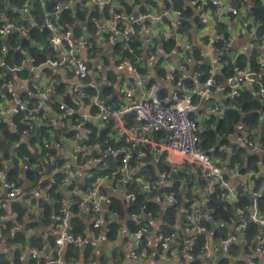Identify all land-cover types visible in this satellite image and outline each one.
Segmentation results:
<instances>
[{
  "label": "built area",
  "instance_id": "obj_1",
  "mask_svg": "<svg viewBox=\"0 0 264 264\" xmlns=\"http://www.w3.org/2000/svg\"><path fill=\"white\" fill-rule=\"evenodd\" d=\"M138 1L144 2L146 10L131 16L124 13V8L128 6L118 0H89L87 8L90 12L85 22L87 27H84L86 31L79 38L75 37L71 28L63 32L60 26L61 14L69 10L75 12L76 0L55 3L51 10L44 9L41 28L49 32L46 41L53 56H48L45 63L37 65L36 59L26 51V57L12 67H8L0 58V68L7 69V72L0 74V89L6 92L11 102L8 103L7 99L0 101V120L19 116L40 117L46 120L50 129L57 127L43 137L40 151L54 152L44 162L51 163L56 172L63 174V183L69 184L72 189H78V170L95 167L102 171L109 170L112 167L111 159H119V168L111 176L105 174L99 177L87 193V203L94 216L87 237L95 243L101 244L110 233L103 219L104 208L112 203V196L103 191L106 180L113 179L118 185L126 187L124 199L128 203L136 201V191L153 195L158 184L169 189L176 187L178 190L179 187L180 191L188 187L191 194L188 200L177 190L165 191L160 195L162 210L175 207L177 214L174 234L161 236L159 247L165 251L173 250L178 264H191L197 258L202 264H217L216 257L223 249L230 252L233 246L239 245L248 255L249 264H257L256 259L264 263V213L259 207V200L264 197V186H257L254 179L256 173L243 172L241 163L230 166L226 153L232 150L234 141L206 148L202 145L203 132L209 130L211 122L216 123L224 117L244 90L248 89L256 98L264 100V52L258 53V69L238 67L239 57L236 54L233 73L228 76L225 70L229 66L228 58L232 51L226 42V27L223 34L219 33L221 25L232 20L240 22V16L245 26L257 27L249 13L257 0H199L201 5L196 9V16L206 26L197 29L194 24L190 34L179 31L183 25L180 11L168 8V5L161 7L155 0ZM183 1L187 4L192 2ZM36 2L53 3V0H0V37L11 42V35L19 34L21 37L25 30L38 27L31 15ZM234 4H238V7H234ZM95 8L100 11V17L91 16ZM213 8L220 10L213 11ZM106 9L110 11L108 17L104 15ZM89 23L94 28L92 33L88 30ZM150 26L168 29L169 35L150 38ZM119 37L123 41L121 44L117 42ZM97 38H103L108 48H113L115 52L113 70L116 74L113 75L111 84H108L110 80H98L93 64L83 57V51L91 50L93 58L104 61L105 65L109 64L108 58L95 45ZM135 39L139 40L143 52L142 57L134 64L129 58L135 53L130 46ZM260 42L264 48V34ZM171 44L174 47L167 50L165 45ZM14 45L17 49H22L20 39ZM121 46L120 50H116ZM206 47L211 49L208 51ZM8 50L5 43L2 53L6 54ZM123 50H127L129 56H125ZM254 51L255 45L240 57L247 56L246 59L249 60ZM197 52L200 60L195 59ZM172 60L175 61L174 64ZM201 65L207 66V77L196 70ZM45 68L74 72L75 83L69 90L70 93L61 94L56 83L48 86L41 84L39 79H27L25 88L29 94L22 97L15 78L25 72L31 76L36 69ZM218 68L221 76L215 74ZM116 75L118 78H115ZM255 85L257 89H254ZM104 87H116V96L111 93L108 100L106 96L102 100L100 91ZM74 117H77L75 122ZM100 118L115 122L117 131L113 135L108 134L103 142L94 144L92 128L97 126ZM263 121L264 114H261L260 122ZM15 127L19 129L17 123ZM64 128L71 135L59 132ZM34 131L33 125H26L20 130V140L29 138ZM249 135L245 132L242 141L253 152L262 155L258 167L264 174V145L257 140L251 141ZM112 142L118 143V148H111ZM68 150L75 154L76 160L64 162L60 167L59 156L65 155ZM149 155L162 168L161 177L156 183L141 176L139 168H134L131 163L135 158H146ZM28 159L26 157L22 162L25 163ZM11 167L12 161L5 160L0 168V187L6 192V200L0 199V227L5 228L9 234H14L21 230L22 225L11 217L6 202L23 198V188L9 178ZM41 167L44 166L39 161L33 165V170H40ZM133 184V190H129ZM201 190L202 196H197ZM216 190L221 191L223 200L235 209V221L229 226L228 236L218 240L214 239V230L204 224H214L216 230L222 226L213 220L207 208L208 199ZM242 197H247L249 202L243 203ZM48 199L51 201L50 197ZM68 199L63 197L58 201L59 209L56 212L55 248L59 257L69 245L84 241L82 235L72 231L74 218ZM28 203L30 205L32 201L28 200ZM187 203L190 204L187 206ZM110 217L115 222H120L117 213L110 214ZM160 219L163 220V216ZM137 220L138 226H141L159 218L149 213L139 215ZM179 221L181 222L178 224ZM248 223L257 225L260 229L252 243H247L245 236ZM120 224L121 230L124 224ZM177 229L182 231V241L187 239L183 249L187 251L182 257L176 254L179 250L180 253L183 251ZM149 234L146 226L133 232L137 240L130 252L133 260L146 257L148 249L153 245ZM202 236H206L208 241L196 257L192 249ZM46 247L44 245L41 251ZM33 257L36 255L33 254ZM59 257L53 258L49 264H62ZM233 258L232 264H243L240 259L235 256ZM92 264L97 263L93 261Z\"/></svg>",
  "mask_w": 264,
  "mask_h": 264
},
{
  "label": "trees",
  "instance_id": "obj_2",
  "mask_svg": "<svg viewBox=\"0 0 264 264\" xmlns=\"http://www.w3.org/2000/svg\"><path fill=\"white\" fill-rule=\"evenodd\" d=\"M122 4L127 5L126 0H118ZM66 0H53V3L49 2H36L32 9L31 15L38 25L36 28H30L24 31L21 35L13 34L11 35L12 41H6L5 39L0 37V58H2L8 67H12L17 63H20L26 57L25 52L28 51V54L36 59V64L41 65L47 61L48 56H51L49 49L44 48L39 50L36 44L40 45L43 42V39H47L49 32L41 28L43 23V13L44 9L51 10L52 5L55 3H65ZM89 0H76V4L74 6V11H63L60 18V26L62 31L65 32L68 28H71L74 31V35L76 38L83 36L85 34V28L83 27V23L88 20L89 10L87 8V3ZM168 8H173L182 13L183 25L180 28V33L190 34L193 29V25L196 24L197 29L204 28L206 23L203 22L200 17L196 16V9L199 8L201 2L199 0H192L190 4L185 3L183 0H173L172 4H167ZM93 10L92 15L100 17V11ZM216 8H213L215 11ZM109 9L104 11L105 16H109ZM249 13L251 17H253L254 22L256 23L258 33L255 35V51L247 60L246 57H239L237 60L238 67L249 66L252 69H258L259 65L257 62L258 53L262 54L264 52V48L261 47V37L264 34V0H257L255 6L249 9ZM225 25H221L219 27V33L223 34L225 32ZM88 30L92 33L94 32L93 26L89 23ZM228 34L225 35L226 42H228ZM20 39L22 44V49H17L14 45L15 41ZM6 41V42H5ZM7 44L9 47V51L7 54L2 53V47L4 44ZM34 46V47H33ZM41 46V45H40ZM131 48L134 49L135 53L133 56H130V60L135 64L139 57H142L141 45L138 39H135V42L130 44ZM164 47V46H163ZM174 47L172 44L170 46L165 45L167 50H170ZM121 47H117L116 50H120ZM125 56H129L127 50H123ZM53 56V55H52ZM199 52L195 54V59L200 60ZM197 71H200L207 75H209V71L206 65H201L196 68ZM7 72L6 68H0V74ZM233 73V61L230 60L229 66H226L225 74L231 75ZM1 83V81H0ZM192 84V83H190ZM60 90L64 91V86L58 87ZM257 89V85L255 88ZM92 91H89L91 93ZM264 114V100L258 99L253 95V92L246 89L241 95L234 100L233 105L227 110L226 114L223 118L218 119L216 123L211 122L208 131L203 132V147L214 146L217 143L227 145L230 140L235 141L236 144L232 147V150L226 153V157L230 159V166L241 163L243 166V172L245 173H256L254 179L256 181L257 186H263L264 184V174L260 171L258 167V162L262 159V155L256 154L249 148L248 145L244 144L242 141V132H246L250 134L249 137L251 141L259 142L264 145V121L260 122V116ZM74 122L77 120V117L73 118ZM72 120V121H73ZM14 121L19 122V118L15 117ZM23 127V126H22ZM20 129H23V128ZM92 137L93 143L99 144L103 142L104 139L108 137V132L110 129H106L104 131H99L97 128H92ZM59 132L68 133L67 129L60 130ZM32 135V134H31ZM35 135V134H33ZM32 135V136H33ZM43 137L32 138L30 140L25 139L24 141L20 140L19 131L13 132L11 130L10 125L5 120H0V168L3 165V161L11 160L12 167L9 174V178L16 183L26 186L27 184L40 185L44 188L50 186V193L54 197V203L46 200H42L41 205L43 207V217L42 222L44 225H49L52 220L54 213L58 211L59 204L56 201H59L62 197L59 189L63 184L64 176L61 173H58L53 177L52 181L46 180L41 174L40 170H33V165L37 162H41L43 166L46 164L44 162L45 158H50L54 152H45L36 149V143L40 146ZM35 145V146H34ZM112 148H118V143L110 144ZM29 158L27 162L23 163L25 158ZM225 155H223V159H226ZM64 160L60 161L58 164L60 167L64 164ZM112 167L109 170L102 171L99 168L94 169L93 177L87 179L85 183L82 184L81 190L87 191L92 187V184L101 176L105 174L112 175V172L119 168V159H111ZM132 166L138 167L139 160L136 158L131 161ZM24 165V166H22ZM151 167V166H149ZM149 167H144L143 169H147ZM141 176H145L147 179L155 181L157 179L156 173H142ZM176 178H179V175H176ZM129 190H133L135 184L131 185ZM72 188V187H71ZM171 190H177L176 187L173 189H168V192ZM162 191H157L156 193H161ZM137 199L134 203H128L125 199L112 197V203L105 210L106 214L104 216L105 226H108L110 229V233L106 236L108 241L115 242L118 239V230L119 225L111 219L110 214L117 213L119 221H123L127 223V226L132 230V232L139 229L141 226L150 227L149 222L143 223L141 226H137L136 222L133 221L134 218L138 217L142 214L152 213L154 217L160 218L163 216V223L160 225L162 232L160 236H168L174 234V226L176 225V214L177 209L175 207H168L166 211L162 210V205L155 200L152 199L150 195L147 193H143L140 191H136ZM79 197H76V199ZM243 203H248L249 200L247 197H242ZM190 203H187V206ZM15 209H17L20 214L26 213L25 208H23L19 204H14ZM73 213L75 215L73 219V233L77 235H82L84 241L77 245H69L66 249L64 260L66 264H79L80 260H84V264H87V261L91 256L95 255V252L98 250L97 246L93 243V241L87 237V231L90 225L84 219L85 216L80 213V210L75 206ZM259 207L261 211L264 213V197L259 200ZM207 208L213 217V220L222 226L219 229L214 230V239H224L229 234V226L232 225L235 221V209L225 202L222 198V192L216 190L214 194H212L208 199ZM210 230L211 225L209 222L204 223ZM37 226V224H31V228ZM260 229L259 226L248 223V229L245 232V236L247 239V243H252L258 236ZM24 233H18L14 239V242H23L24 241ZM40 240H32V245L38 246L36 242ZM207 237L202 236L198 238L196 244L192 249V253L198 257L201 248L207 243ZM42 243V242H41ZM50 245L53 247L54 240L50 238ZM41 246V244H40ZM238 247L233 246L230 249V253L232 254L234 250ZM41 249V247H40ZM100 252V251H99ZM150 252V248L148 249ZM0 264H9L6 256H2ZM59 255L57 251L53 258H58ZM48 261V260H47ZM16 263H20L15 261ZM104 262V260H103ZM15 263V264H16ZM27 264H46V259L43 258L41 261L30 259ZM191 264H202L198 258L192 262ZM220 264H228V261L224 260Z\"/></svg>",
  "mask_w": 264,
  "mask_h": 264
},
{
  "label": "crops",
  "instance_id": "obj_3",
  "mask_svg": "<svg viewBox=\"0 0 264 264\" xmlns=\"http://www.w3.org/2000/svg\"><path fill=\"white\" fill-rule=\"evenodd\" d=\"M102 1V0H97ZM162 5H167V4H172L173 0H155ZM235 1V0H234ZM126 3L128 7L126 9L124 8V13L133 16L137 12H142L145 11L146 9L143 6V1H138V0H126ZM127 10V11H126ZM220 10V8H216V11ZM226 30L228 32V45L231 48V51H235L237 54V57H240L241 55H246L247 52L250 50L251 47L255 45L254 42V36L257 35L258 29L255 26L253 28H250L249 26H245V23H242L241 21L239 22L238 20H232L231 22L227 23L226 25ZM212 29L211 27H209ZM148 32L150 35V38H161L164 35H169V30L165 29H158L155 26H150L148 28ZM89 33V32H86ZM44 40L46 41L47 39H43V42H41V46H39V50H42L43 47L46 49H49L50 53L51 49L48 46H45ZM118 43H122V38L119 37L117 40ZM95 45L97 49H101L103 54L108 58L109 64L105 65L104 61H98L96 58L92 57V52L91 50H86L87 52L83 51V57L90 61V63L93 64V70L94 73L96 74L98 80L102 81H108V84L112 83V78L113 75L116 74L114 73L113 70V65L115 62V52L113 48H108L107 43L103 38H97L95 40ZM43 46V47H42ZM208 51L211 49L210 47H206ZM9 51V50H8ZM8 53V52H7ZM6 53V54H7ZM112 57V58H111ZM235 58V57H234ZM231 58H228L229 64L230 60L236 61ZM211 59V58H210ZM238 60V59H237ZM207 61V60H206ZM210 61V60H209ZM208 61V63H209ZM172 63L174 64L175 61L172 60ZM206 63V62H205ZM27 71V70H26ZM35 72H38L36 75ZM35 72L29 76L28 72H25L21 75H18L15 78V81L17 82L18 86V91L22 97H26L29 93L26 91L25 88V83L27 79L30 81V79H39L41 84L43 85H54L56 83L57 89L61 94H67L70 93L69 90L73 87L75 83V77H74V72L73 73H66L61 69H36ZM215 74L217 76H221L222 74L220 73V68L215 70ZM155 76V74H153ZM224 76V72H223ZM115 78H118L116 75ZM154 78V77H151ZM64 86V91L60 90L58 87ZM115 89V91H114ZM113 88H106L104 87L100 93L104 95V97H107V100L109 99V95L112 93V96H116V87ZM8 100V103L10 102L9 96L7 97V94L5 91L0 89V101H5ZM15 117L12 118H7L8 124L11 127V130L13 132L19 131L20 133V128L26 127V125H33L35 127V131L32 132L31 134L35 135H29V138H24L21 141H24L25 139H32V138H38V137H45L47 132H52L54 129L57 127H50L48 126L47 122L45 119H42L40 117H34V118H26L23 116H19V122L14 121ZM16 123L19 125V129L15 127ZM69 122L67 121V125ZM112 125L116 124L112 120L100 118L97 120V128L99 131H104L106 129H110L108 134L113 135L112 130ZM22 127V128H23ZM52 130V131H50ZM241 135L243 137L244 132ZM67 135H71L69 132ZM235 142V141H234ZM111 144V143H110ZM112 144H117L115 142H112ZM236 144V142H235ZM36 149L40 150V146L36 143ZM34 145V146H35ZM112 148V146L110 145ZM1 158V156H0ZM70 161V162H75L76 157L75 154H71L70 151L68 150L65 155L59 156V163L60 161ZM137 161L139 160V164H137L139 171L142 173H156L157 179L153 182L156 183L161 177L162 174V168L158 165L157 161L155 158L152 156H147L146 158H140L136 159ZM151 166V167H149ZM144 167H149L147 169H143ZM97 168V167H95ZM95 168H83L82 170L77 171V176L79 180V184L77 185V188L72 189L69 184L63 183L62 186L60 187L59 191L62 195L60 198L63 199V197L69 198L68 200L70 201L69 207L72 210V213L74 209L76 208L75 206L77 205V208L80 210V213L83 214L84 219L86 222L90 225L93 222L94 216L92 212L90 211V206L87 203V191L81 190V187L83 183L87 179H90V175L94 174V169ZM40 174L49 181L53 180V177L57 174L55 167L51 164H45L44 167L41 169ZM150 180V179H149ZM152 181V180H151ZM103 191L112 196V197H117V198H123L126 194V187L118 185L115 180L110 179L106 180L105 183L103 184ZM264 186V185H263ZM69 187V188H68ZM174 187V186H172ZM171 187V188H172ZM23 188V198H20L19 200H14V201H7L6 205L9 207V212L11 213V217L14 220H18L21 222V230L17 233L14 234H9L8 231L0 227V261L3 259L2 256H6V259L8 260L9 264H15V261H18L20 263L16 264H27L28 260L30 259H35L38 261H41L43 258L46 259V264H49V262L53 259L55 253H56V248H55V234H56V212L54 213L53 220L49 225H44L42 222V217H43V207L41 205L42 200H46L49 202L54 203V197L50 193V186L47 188H44L43 186L40 185H35L33 186L32 184H27L26 186H22ZM169 188H164L161 184L157 185V188L154 192L153 195H150L153 200L156 202H159L160 195L162 196L165 191L167 192ZM190 188L185 187L180 191V188L178 187V192L183 198L186 200L189 199L190 197ZM157 191H162L161 193H156ZM203 194V190L197 194V196ZM50 197L51 201L48 199ZM76 197H79V199ZM0 199H5L6 200V192L1 189L0 187ZM28 200L32 201V204L29 205ZM59 200V201H60ZM58 201H56L57 203ZM14 204H19L23 208H25L26 213L20 214V212L15 209ZM59 204V203H58ZM106 208H104L103 212V219L106 214ZM164 214V211H163ZM75 217L73 213V218ZM138 217L134 218L133 221L136 222V225L138 226ZM127 222V221H126ZM122 221L124 224L123 228L120 230V233L118 235V239H116L115 242L108 241L107 238H105L104 242L101 244H97L93 241V243L98 247L97 251L95 252V255L91 256L87 261H85L87 264H92L93 261H95L97 264H178L177 260L174 259V251H165L162 250L161 247H159V241H160V234L162 232V229L160 228V225L163 223V220L159 218V220L151 222L150 227L148 228L150 231L149 237L151 238L153 245L150 247V252L147 251V255L144 259L141 260H133L130 256V252L134 249L136 246V239L135 236L133 235L132 230L127 226V223ZM181 221L178 222V224ZM31 224H37V226L30 227ZM175 229V228H174ZM89 230V228H88ZM179 235H180V244L182 250L185 248V243L187 242V239L183 242L182 238V231L180 229H177ZM18 233H24V241L23 242H14V239ZM50 238H53L54 240V245L53 247L50 245ZM185 238V237H184ZM37 240L39 239L41 242V246L39 242L37 241L36 243L39 244L38 246L32 245V240ZM90 240V239H89ZM44 245H47L46 249L42 252V248ZM41 247V249H40ZM238 248L234 250L233 254H230V252H227L228 255L227 257H223L224 252L227 251L223 249L216 257V263L220 264L222 261L226 260L228 261V264L233 263L234 256L237 259H240L243 264H249L250 259L248 258V255L244 253L241 249L240 246H237ZM67 247L63 251V253L60 254L59 259L62 260V264L65 263V252H66ZM100 251V252H99ZM187 251V250H186ZM186 251L183 250L180 253V250L176 253L177 256H183L184 253L186 254ZM29 252V255L27 256V253ZM250 253L251 251H247ZM33 254L36 255V257H33ZM48 260V261H47ZM104 260V262H103ZM230 260V261H229ZM257 264H264L263 262L257 260ZM79 264H84V260H80Z\"/></svg>",
  "mask_w": 264,
  "mask_h": 264
},
{
  "label": "water",
  "instance_id": "obj_4",
  "mask_svg": "<svg viewBox=\"0 0 264 264\" xmlns=\"http://www.w3.org/2000/svg\"><path fill=\"white\" fill-rule=\"evenodd\" d=\"M234 7L237 8V7H238V4H234ZM239 19L243 22V18H242V16H240ZM83 27L86 28V27H87V24H86V23L83 24ZM87 35H89V34H87ZM44 44H45V46H48V43H47V41H45V40H44ZM235 56H236V52H235V51H232V52L230 53V55H229V58L233 59ZM88 65H89V67H91V66H90V63H89ZM100 97H101L102 100L105 99V97H104L103 94H101ZM211 226H212V229H213V230H216L217 227H216L214 224H211ZM28 255H29V252L27 253V256H28ZM227 255H228V253H227V251H225L223 257H227Z\"/></svg>",
  "mask_w": 264,
  "mask_h": 264
},
{
  "label": "rangeland",
  "instance_id": "obj_5",
  "mask_svg": "<svg viewBox=\"0 0 264 264\" xmlns=\"http://www.w3.org/2000/svg\"><path fill=\"white\" fill-rule=\"evenodd\" d=\"M113 133L116 131V128H115V125H112V130H111ZM117 223V222H116ZM121 221L118 222L117 224L119 225V230H118V234L120 233V227H121Z\"/></svg>",
  "mask_w": 264,
  "mask_h": 264
}]
</instances>
